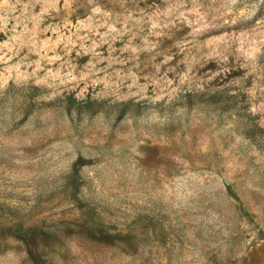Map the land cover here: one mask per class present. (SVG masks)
I'll use <instances>...</instances> for the list:
<instances>
[{
	"label": "rangeland",
	"instance_id": "obj_1",
	"mask_svg": "<svg viewBox=\"0 0 264 264\" xmlns=\"http://www.w3.org/2000/svg\"><path fill=\"white\" fill-rule=\"evenodd\" d=\"M0 264H264V0H0Z\"/></svg>",
	"mask_w": 264,
	"mask_h": 264
}]
</instances>
